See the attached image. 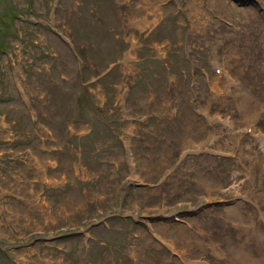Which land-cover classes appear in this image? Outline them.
Returning <instances> with one entry per match:
<instances>
[{"label": "rangeland", "instance_id": "obj_1", "mask_svg": "<svg viewBox=\"0 0 264 264\" xmlns=\"http://www.w3.org/2000/svg\"><path fill=\"white\" fill-rule=\"evenodd\" d=\"M0 264H264V0H0Z\"/></svg>", "mask_w": 264, "mask_h": 264}]
</instances>
